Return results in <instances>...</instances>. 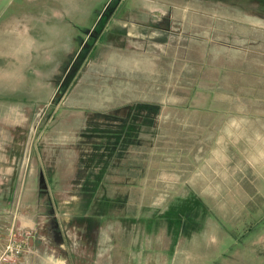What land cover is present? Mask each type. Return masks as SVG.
Wrapping results in <instances>:
<instances>
[{"label":"rangeland","instance_id":"obj_1","mask_svg":"<svg viewBox=\"0 0 264 264\" xmlns=\"http://www.w3.org/2000/svg\"><path fill=\"white\" fill-rule=\"evenodd\" d=\"M111 1L0 0V68L14 71L18 62L25 64L30 60L31 67L24 65L19 75L22 81L33 76L42 79L48 71L53 72L48 100L29 101L21 95L16 103H5L4 100L16 97L10 96V92L19 91L11 90L8 81L0 80V104H7L6 112H27L24 117L28 118L24 125L9 127L7 138H10L2 139L0 158H21V166L31 173L34 163L39 167L43 158L42 149L47 146L43 137L53 135L48 133L49 126L63 118L68 131L73 125L66 115L83 118L87 120L80 133L84 143L81 149L76 148L73 180L64 187L69 200L63 203L69 204L61 208L73 216L71 200L76 196L74 190L81 189L85 198L79 204L88 210L96 192L91 219L98 221L100 217L110 224L114 234L112 264H159L154 255L157 244L148 240L143 230L169 231L178 243L193 239V245L183 244V251L193 250L192 264H264V164L256 165L255 161L250 164L251 156L245 154L252 129L238 135L235 148L215 147L218 137L226 138L227 134L217 132L220 121L212 130L207 127L209 121L218 117L210 116L216 111L210 110L212 102H207L205 96L222 92L223 87L211 75L215 70L213 64L218 61H212L211 55L206 54L208 58L203 65L206 68L201 66L205 49L210 47L203 45L206 38L194 36V43H189L191 38L188 42L186 36L176 39L172 35L162 39L156 48L151 40L159 37L134 29L130 34L145 36V45L141 41L135 43L136 40L133 43L131 36L128 48L118 49L120 57L131 59L128 67L122 63L106 69L112 47L105 46L103 42L107 40L102 42L91 35L101 29L99 23L92 33L99 14ZM258 1L263 4V0ZM143 2L176 9L170 0H115L109 15L113 11L121 14L126 8L127 12L139 10ZM107 20L103 16L100 22L106 24ZM29 36L35 40L32 49L27 47L25 53L23 47L29 46ZM229 41L227 45H232V38ZM82 46L85 58L60 91L73 70L76 56L73 49L79 51ZM133 58L138 67L132 66ZM17 82L22 88L23 83ZM120 105H124L123 110ZM63 142L58 145L65 148L72 145ZM46 157L47 162L53 160ZM51 183L41 181L39 189L46 190ZM127 192L132 195L130 198ZM58 199L50 201L61 205ZM128 199L123 213L112 221L113 217L106 214L107 208H123ZM127 209L132 210L128 219L121 216ZM51 211L47 214H52ZM74 216L76 221L85 222L88 230L95 227V221L88 215ZM128 224L132 226L131 234L124 231L120 234ZM64 229L62 234L66 233L67 228ZM59 231L56 219L39 229L44 236L51 232V241H56L55 234ZM74 233L72 230L71 237L66 238L70 248L74 246ZM177 249L178 244L174 251ZM172 264L182 263L174 260Z\"/></svg>","mask_w":264,"mask_h":264},{"label":"crops","instance_id":"obj_2","mask_svg":"<svg viewBox=\"0 0 264 264\" xmlns=\"http://www.w3.org/2000/svg\"><path fill=\"white\" fill-rule=\"evenodd\" d=\"M170 1L175 6V10H167L162 5L153 6L151 2H143L140 4L139 10L134 9L127 12L126 8L121 14L117 15L113 11L109 15L108 22L99 37L102 42L107 40V42H103L106 43V47H112L109 50L113 53L111 56L108 55L110 61L107 62L106 69L111 70L113 66L122 65V63H126L128 67L131 59L120 57L118 49L121 51L124 50L123 48L127 49L130 45L131 36L133 43L136 40L135 43L138 44L141 41L145 45V36H141V38L139 35L130 34L134 29H141V31L149 32L152 36L159 37L157 40H151V44L157 46L156 48L162 44L161 40L166 39L167 36L173 35L176 39L178 36H186L187 41L191 38L190 42L188 41L189 43H194V36H201L202 39L206 38L203 39V45H210V47L205 49L201 66L208 58L205 56L206 54L211 55L210 59L212 61H218V64H213L215 70L211 75L214 74L212 79L217 77L218 84H222L223 87L222 92L211 95L208 93L205 96L207 102H212L209 104L210 110L216 111L215 114L210 113V116L218 117V120L214 122L209 121L207 127L212 130L211 127L220 121L217 132L221 130V133L227 134L226 138L218 137L215 147H234L239 142L237 141L238 135L252 129L249 131L252 133L251 142L247 145L245 154L251 156L250 164L253 161L256 165L264 164V0L262 1L263 4H259L258 0ZM40 22L43 21H38V23ZM104 32H106V35ZM127 37L130 38L127 40ZM139 38L140 40H138ZM211 38H215L219 42H215ZM230 38H232V45H227L231 41H229ZM33 40L35 38L29 36V46L25 45L23 52L26 53L27 47H29V50L32 49ZM117 41H123L124 44H119ZM212 42H214L213 49L211 48ZM117 43L118 46L116 47ZM73 50L74 56L78 53V48ZM176 51L178 52L179 49H176ZM13 55L18 57V55ZM132 62L133 67H138L134 62V58ZM18 63L17 67H12H16L14 71L0 68V80L8 81L7 85L12 87L11 90L16 89L19 91L17 93L10 92V96L15 95L16 97L4 100L5 103L7 101L16 103L17 98L21 95L26 96L23 98L29 101L40 98L48 100L52 92L49 78L53 72L48 71L45 78L43 77L44 79H36L33 76L32 79L22 81L19 75L28 65L29 68L31 67V61L29 60V63L25 62V64H23V61ZM24 65L26 67L23 68ZM52 68L49 70H52ZM32 74L29 73L31 76ZM17 80L23 83L22 88H20ZM6 94L2 93L1 95L5 96ZM40 94L41 97H39ZM2 104H0V148H3L4 145L2 139L7 138V133L10 132L9 127L24 125L28 121V118L24 117V115L27 116V112L16 110L6 112L4 107L6 108L7 104ZM119 108L123 110L124 105H120ZM65 117L73 125L72 130L68 129L66 131L65 119L63 118L55 124L56 126H49L48 133L52 132L53 135L43 137L42 142L47 146L43 145V158L39 161L40 166L38 167L33 162L31 173L29 168L21 166V158L16 156L0 158V252L7 243L8 232L11 227L15 231L33 230L30 241H28V248L17 261L11 264H112L114 259V255L111 253L114 234L110 229V224L107 225L100 217H98V221L91 219V206H93L96 192L93 193V198L91 197L88 210H85L79 204L85 198L81 189L74 190L76 196L74 200H71L74 210L73 216L67 214L65 208H61L69 204L63 203L68 196L64 187L65 183L69 181V184H71L73 180L74 165H77L76 148L78 150L82 148L81 145L84 141H81L80 133H82L85 121H87L83 118L77 119L72 114ZM54 128L58 130L55 131ZM66 133H71L70 137L65 136ZM60 141H64L65 144L68 141L72 145L69 148L62 147L58 145ZM47 155L52 157L53 160L49 159L47 162ZM231 157L233 156L228 158L232 159ZM43 161H45V165H43ZM41 181H52V188L47 184L46 190L43 187L39 189V187L41 188ZM40 195L42 199H39ZM127 196L130 198L132 195L129 196L128 193ZM48 197L51 201L59 198L58 201L61 200L62 204H53L50 199L48 200ZM129 202L130 199L126 200L123 208H107L109 210L106 214L113 217L112 221L117 220L116 216L120 217V213H123L126 203ZM107 209H103L104 212ZM48 210H52V214L48 215ZM86 212L87 214H84ZM130 212L127 209L124 215L121 216L126 219L131 218ZM76 213H79L81 217L88 215L93 222L95 221V227L88 230L83 225L86 224L85 222L75 220L76 216L74 215ZM55 219L60 231L55 234L56 241H51V236H53L51 232L44 236L39 233V229L43 224L47 227ZM59 221H63V223ZM62 224L63 226H61ZM130 227L132 226L129 224L126 228L123 227L120 234L123 231L126 234H131ZM63 229L66 233L62 234ZM72 230L75 232L72 238L74 246L70 248V245L66 243V238L71 237L69 233ZM143 231H145L144 235L148 240L157 244L154 255H157L159 264H172L174 260L182 264H192L194 259L193 250L192 252L183 251V244L193 245V239H185L182 243H178L169 231L157 232L158 234ZM177 244L180 245V249L174 251V246Z\"/></svg>","mask_w":264,"mask_h":264},{"label":"built area","instance_id":"obj_3","mask_svg":"<svg viewBox=\"0 0 264 264\" xmlns=\"http://www.w3.org/2000/svg\"><path fill=\"white\" fill-rule=\"evenodd\" d=\"M32 232L29 230H14L13 227L8 232L7 243L0 252V264L4 262H15L28 248L29 238Z\"/></svg>","mask_w":264,"mask_h":264},{"label":"trees","instance_id":"obj_4","mask_svg":"<svg viewBox=\"0 0 264 264\" xmlns=\"http://www.w3.org/2000/svg\"><path fill=\"white\" fill-rule=\"evenodd\" d=\"M114 1L115 0H112L111 2H109L106 6H105V8H104V10H103V12L102 13H100L99 14V19H98V21H97V23H96V25L94 26V28H93V31H92V33L96 30V27H97V25L100 23L101 24V26H100V30L99 31H97L95 34L93 33H91L92 35H91V37H93V36H95V39H99V37H100V35H101V32H102V28H103V26H104V21L101 23L100 21H102V18H103V16H105V17H107L108 18V16H109V11H110V7L113 5V3H114ZM115 4H116V2H115ZM115 9V8H114ZM112 13V12H111ZM85 45H87V44H84V46ZM84 46H82V48L78 51V53L76 54V56H75V59H74V62H73V70L70 72V75H69V79L68 78H66L65 79V81L61 84V86H62V88L60 89V91H62L66 86H67V83H68V81H70V76L71 75H73L74 76V74H75V72L77 71V69L80 67V65H81V63H82V61L84 60V58H85V55H84V50H83V47Z\"/></svg>","mask_w":264,"mask_h":264}]
</instances>
